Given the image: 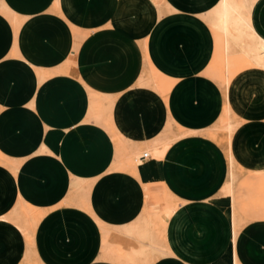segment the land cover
<instances>
[{
	"label": "crops",
	"instance_id": "crops-1",
	"mask_svg": "<svg viewBox=\"0 0 264 264\" xmlns=\"http://www.w3.org/2000/svg\"><path fill=\"white\" fill-rule=\"evenodd\" d=\"M134 1L0 0V23L4 25L5 34V42L0 45V73H5L8 76L6 81H9V86L11 84L9 99L4 98L7 87L0 85V102L11 100L13 109L25 112L26 120H33L30 122L33 125L36 122L42 132L38 146L29 154H0L3 159L0 163L10 169L0 165V231L10 225L13 230L10 236L14 238L13 246L0 247V264L27 262L25 257L29 245L21 237L23 234L18 228L7 220L16 213L18 205L24 204L16 175L28 161L38 162L44 151L55 157L46 160L56 164L68 177L67 190L58 196L57 208H66L67 204L74 209V219L62 221L57 228L65 238L62 235L53 237L57 259L62 254L59 248L67 249L69 245L66 242L73 239L74 246L64 253V258L68 264L78 262L75 261V239L68 237L66 230L76 232L89 226L90 231L97 232L98 226L107 254L105 259L108 258L112 264H214L215 260L225 257L226 250L230 254V264H235V254L239 264H257L256 261L252 263L248 260L246 253L257 250L258 246H244L242 237L252 230L264 233V224L254 220L241 224L242 218H238L239 231L234 241L233 216L235 206L241 205L239 199H242L244 190L234 195L232 187L233 200H226L229 198L227 195L221 198L223 191L229 194V162L225 163L223 171L216 166L217 170H213L210 176L208 170L206 172L209 165L203 157L195 155L197 151L183 161L174 158L173 149L167 152V147L176 139H170L159 160H153L150 155V158L141 161L140 172L133 166H124L119 158L116 139L129 149L131 160L128 161L131 163L133 150L153 147L157 155L156 145L162 142L157 141V138L163 131L151 124L145 125L142 121L128 123L124 105L131 98L133 101L136 97L153 95L151 98L156 97L159 102V117L165 118L166 111L160 97L162 94L153 83L159 80L161 85L164 80L170 89L172 84L169 77L173 78L154 68H151L147 77H140L146 59L143 41L130 33H139L140 25L146 19L158 22L163 8L165 13L185 11L200 16L217 0H148L147 5L138 7ZM262 1L259 0L253 8L252 21L258 33L264 37V31L259 29L255 17V10ZM16 14L23 18L20 25ZM229 99L231 102L230 92ZM19 105L26 106L25 110L22 111ZM253 122L240 123L233 136L231 149L237 164L255 173L259 172L256 166H264L261 160L263 155L258 154L256 148L257 138L247 133L249 138H242V131L247 132V127L257 126ZM27 129L24 135L28 137L32 135L30 131L34 126L29 124V131ZM237 132H240L238 137ZM45 136L46 140L43 141ZM54 136L55 140L52 138ZM238 150L242 154H236ZM210 152L216 151L210 149ZM169 154L173 160L165 164L163 161ZM118 164L134 176L140 184L139 189L145 190L144 199L147 198L144 184L162 185L164 193L171 199L168 215L165 216L164 209L155 205L150 207L146 202V207L141 208L140 212L138 209V213L131 215L132 212L126 210L128 216L138 215L135 224H111V227L91 214L95 222L88 218L87 226L83 225L86 221L80 212L87 205L89 211L95 212L92 206L95 192L92 187ZM163 168L167 170L165 176L169 174L172 186L169 191L159 181L164 177L161 172ZM195 185L203 186L200 188ZM201 200L205 202L188 203ZM63 204L65 207H61ZM67 211L71 210L61 209L59 212L64 214ZM197 221L206 225L207 230L198 234L191 227ZM218 224L221 231L212 228ZM165 229L169 230L168 243L163 236ZM39 241H43V238ZM38 255L46 262L44 251L38 250ZM92 255L91 252V258ZM90 263L97 264L96 261L83 262Z\"/></svg>",
	"mask_w": 264,
	"mask_h": 264
},
{
	"label": "rangeland",
	"instance_id": "rangeland-1",
	"mask_svg": "<svg viewBox=\"0 0 264 264\" xmlns=\"http://www.w3.org/2000/svg\"><path fill=\"white\" fill-rule=\"evenodd\" d=\"M147 2L148 0L134 1L137 7L147 5ZM255 13L257 25L260 30L264 31V1L257 6ZM156 14L158 13L156 12ZM17 20L20 25L23 18L17 17ZM130 34L137 37V40L143 41L142 48H144L146 59L140 77H147L151 68H154L168 76H173V78L169 77L172 84L170 89L164 80L161 85L159 80L157 83H153L162 94L160 97L166 111L165 118L164 116L159 117V102L156 101V97L151 98L153 95L136 97L133 101L131 98V101L124 105V109L128 113V123L142 121L145 125L151 124L152 127L161 129L163 133L157 138V141H162L156 145L158 157L153 147H145L133 150L132 163L128 161L131 160L128 155L129 149L116 139L122 164L126 167L133 166L137 168V172H140V158L148 154L153 157V160H159L163 150L170 144V139H176L167 147V152L169 149L170 151L173 149L174 158L183 161L191 157H188L189 154H195L197 151L195 155L203 157L209 165L206 172L208 170L210 176L213 170H217V167L218 170L223 171L225 163L229 162V175H227L229 194L223 191L221 198L224 199L227 195L229 198L226 200L231 199L232 187L234 195H239L240 190H244L242 199H239L241 205L235 206L233 216L234 241L239 231L238 218H242L241 224L251 220L264 224V172L262 171L264 166H256L259 172L255 173L240 167L231 149L233 136L240 123L248 124L250 121H255L253 123H256L257 126H252V128L246 126L247 132L242 131L245 136L242 135V138H249L245 133L257 138L256 148L258 154L263 155L261 160L264 163V71L260 70L263 68L259 67L234 43L231 42L230 47H227L226 37L214 30L211 20L201 14L200 16L193 15L185 11L170 14L165 13L163 8L158 22L153 23L146 19L141 23L139 33ZM4 42V25L0 23V45H3ZM240 71L242 72L237 75ZM236 75L237 77H235ZM7 78L5 73H0V85H4L8 89L4 96L5 99H9L11 94V84L9 86ZM10 101L0 102V116L6 117L5 119L0 118V154L27 155L38 146L42 132L36 122L33 125L30 123L33 120H26L25 112L13 109V104ZM25 107L20 106V109L24 111ZM29 124L34 126V129L30 131L32 135L27 137L24 133L26 127L29 131ZM240 132L236 133L237 137ZM52 138L55 140L56 136ZM45 140L46 136L43 138V141ZM210 149H215L216 152L209 153ZM41 153L42 155L37 159H40L38 162L29 163L28 161L22 167V171L20 172V168L16 175L24 204L17 206L16 213L7 222L18 228V231L23 234L21 237L29 245L25 264H68L64 253L74 246V240L66 242L69 245L67 249L59 248V252L62 254L57 259L54 252L56 242L53 238L54 235L65 236L58 232L59 223L74 219V209L69 208L70 206L67 204L68 208H57L59 205L58 196L61 192L63 194V190H67L68 177L56 164L46 160V158L55 159L51 153L47 151ZM240 153L242 154V151L238 150L236 154L240 155ZM170 154L163 161L165 164L173 160ZM2 160L0 158V162ZM0 165L5 166L2 163ZM166 171L165 168L161 170L163 173ZM166 173L159 181L169 191V187L172 186L169 174L165 176ZM64 180L66 184H64ZM139 186L140 184L136 182L134 176L124 170L121 165L118 164L111 168L104 179L92 187L95 192L94 198H92L95 212L89 211L88 205L83 209V212H80L86 221L83 225L87 226L88 218L93 219L91 214L96 215L104 223L110 224L111 227L113 226L111 224H118L117 226L122 223L135 224L138 215L128 216L125 214L126 210L129 209L128 213L132 212L131 215L138 209L140 212L141 208L146 207V202L150 207L155 205L164 209L165 216L168 215L171 199L164 193L162 185L159 183L144 184L147 191L146 199H144L145 190L139 189ZM195 186L201 188L203 185ZM68 190L70 194L71 191ZM177 193L182 192L177 191ZM189 202L193 205L197 202L204 203L205 200ZM229 202L231 201L229 200ZM61 207H65V204ZM226 207L228 208L229 205L227 204ZM61 209L71 211L64 212V215L63 212L60 214ZM172 211L173 209H171ZM225 220H228L226 215ZM11 227L7 225L1 229L0 247L9 248L11 244L13 246L14 238L10 236L13 231ZM96 227L98 228L97 232L90 231L89 226L76 232L66 230L65 234L75 239V261H78L75 264H83L86 260L96 261L97 264H112L107 257L105 259L107 254L101 242V229ZM191 227H194L198 234L202 230H207L206 225L203 226L198 221ZM212 228L222 230L219 224ZM168 231L165 229L163 234L167 243L169 240ZM42 238L43 241H39ZM242 244L258 246L257 250L246 253L248 260L252 263L256 261L257 264L264 261L263 232L252 230L248 235L243 234ZM38 250L44 251L46 262L38 255ZM91 252L93 253L92 258L90 257ZM261 252H263L262 256ZM214 264H230L228 251L226 250L224 258L215 260ZM235 264H239L236 254Z\"/></svg>",
	"mask_w": 264,
	"mask_h": 264
},
{
	"label": "bare ground",
	"instance_id": "bare-ground-1",
	"mask_svg": "<svg viewBox=\"0 0 264 264\" xmlns=\"http://www.w3.org/2000/svg\"><path fill=\"white\" fill-rule=\"evenodd\" d=\"M258 1L217 0L201 15L211 20L213 29L226 37L227 47L234 43L264 69V37L252 21V11Z\"/></svg>",
	"mask_w": 264,
	"mask_h": 264
},
{
	"label": "built area",
	"instance_id": "built-area-1",
	"mask_svg": "<svg viewBox=\"0 0 264 264\" xmlns=\"http://www.w3.org/2000/svg\"><path fill=\"white\" fill-rule=\"evenodd\" d=\"M148 158H150V155L145 154L144 157L140 158V160L142 161V160H144V159H148Z\"/></svg>",
	"mask_w": 264,
	"mask_h": 264
}]
</instances>
